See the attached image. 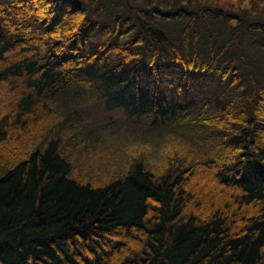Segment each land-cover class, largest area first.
I'll return each mask as SVG.
<instances>
[{"label":"trees","instance_id":"16d2710c","mask_svg":"<svg viewBox=\"0 0 264 264\" xmlns=\"http://www.w3.org/2000/svg\"><path fill=\"white\" fill-rule=\"evenodd\" d=\"M0 264H264V0H0Z\"/></svg>","mask_w":264,"mask_h":264},{"label":"rangeland","instance_id":"374dc122","mask_svg":"<svg viewBox=\"0 0 264 264\" xmlns=\"http://www.w3.org/2000/svg\"><path fill=\"white\" fill-rule=\"evenodd\" d=\"M147 80H141V84H146ZM96 85L93 88L94 99L89 109L94 112L96 126L102 125L105 126L109 130H114L116 124L120 126L119 131L123 132L126 130L131 135H134V131L137 126H135L139 119L135 120L131 113L134 111L135 104L129 101L130 93L122 94L118 91V89H113L112 91H107L109 88L115 87L116 83L110 82L107 85V82L104 80H94ZM140 86V83H139ZM141 120V119H140ZM114 122L112 126L108 125V122ZM102 124H101V123ZM115 137V135H111ZM106 138H110V135L106 133Z\"/></svg>","mask_w":264,"mask_h":264}]
</instances>
